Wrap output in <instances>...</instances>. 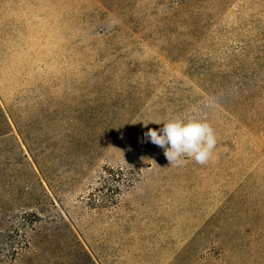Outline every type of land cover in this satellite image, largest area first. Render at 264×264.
I'll return each instance as SVG.
<instances>
[{
	"label": "rangeland",
	"instance_id": "obj_1",
	"mask_svg": "<svg viewBox=\"0 0 264 264\" xmlns=\"http://www.w3.org/2000/svg\"><path fill=\"white\" fill-rule=\"evenodd\" d=\"M187 1L0 0V264H264V0H212L182 58L135 32ZM173 117L212 125L206 165L146 140Z\"/></svg>",
	"mask_w": 264,
	"mask_h": 264
},
{
	"label": "trees",
	"instance_id": "obj_2",
	"mask_svg": "<svg viewBox=\"0 0 264 264\" xmlns=\"http://www.w3.org/2000/svg\"><path fill=\"white\" fill-rule=\"evenodd\" d=\"M201 1L203 2L200 3V1L198 0L187 1L186 11H185V13L189 15L187 17L180 14V12L177 11V8H174L175 18L181 19V25L178 27V30L188 29V31L186 30L182 32L156 33L155 35L154 34L146 35L145 33H141L139 31H135V32L139 34L144 40L148 41L154 47H159L160 44L162 45L164 44V47L160 46L159 49L160 52L164 54L165 57L170 58L176 56L177 58H182V55L185 52H187L185 48L186 47L185 42L187 43L188 40L189 41L192 39L196 40L199 38L200 33L202 32V30H204V28H206V25L208 24V20L211 17V13L215 8L213 6L212 0H207V1L201 0ZM185 2L180 3L179 1H176V4L178 6H182L185 4ZM205 12H207L208 15L203 17ZM202 19H205L206 23H203L204 21ZM179 40H182L183 42L179 43ZM122 174H123L122 171H120V173L117 174L112 169L106 171V182H105L106 188L102 187L103 190L106 189V209L112 208L115 205H117L116 202L118 201V198L121 195L122 189L128 186L127 183L128 181L124 179L121 180L118 179L117 176ZM79 245L81 246L83 253L87 256V260L89 264H124V261L121 259L120 256L110 255L107 251H106V261L103 262L99 259V257H97V255H95V253H94L95 257H93V255H91V253L83 245H81L80 243ZM216 264L219 263L217 262Z\"/></svg>",
	"mask_w": 264,
	"mask_h": 264
},
{
	"label": "clouds",
	"instance_id": "obj_3",
	"mask_svg": "<svg viewBox=\"0 0 264 264\" xmlns=\"http://www.w3.org/2000/svg\"><path fill=\"white\" fill-rule=\"evenodd\" d=\"M150 122L161 124L162 127L149 129L144 136L163 149L171 166H183L188 159L206 165L213 158L217 137L206 119L173 117L166 121Z\"/></svg>",
	"mask_w": 264,
	"mask_h": 264
}]
</instances>
